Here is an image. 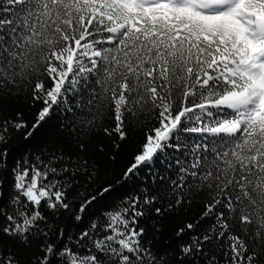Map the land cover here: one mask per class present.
<instances>
[{"label":"snow or ice","instance_id":"obj_1","mask_svg":"<svg viewBox=\"0 0 264 264\" xmlns=\"http://www.w3.org/2000/svg\"><path fill=\"white\" fill-rule=\"evenodd\" d=\"M0 264H264V0H0Z\"/></svg>","mask_w":264,"mask_h":264},{"label":"trees","instance_id":"obj_2","mask_svg":"<svg viewBox=\"0 0 264 264\" xmlns=\"http://www.w3.org/2000/svg\"><path fill=\"white\" fill-rule=\"evenodd\" d=\"M22 111L24 113L25 119L31 123L32 121V115L31 113L34 111V109H30L28 105L16 102L13 105H10L8 108L4 110V116H12L15 114L16 111ZM58 121L54 118L50 125L45 126L44 129L41 130L40 133L37 134V137L34 140L25 141L22 134L19 132H10V139L8 141L7 147L10 149L11 157H10V163L11 160L17 157H20L21 155L27 154V153H34L37 151V149L44 143L53 144L55 142V124ZM139 139V134H136L133 136V138L129 141L128 148L124 153H122L121 160L117 163L116 167L117 169L121 168L124 163L127 162V159L133 150L136 141ZM110 165L105 164L104 165V173L101 175V179H107L108 175L110 173ZM130 186H125V189H118L117 193L115 195L122 194L127 188ZM81 192H83V188L80 189ZM74 198V194L73 197ZM110 203V201H109ZM46 215H49L50 220H55V226L57 228H63L66 229L67 234L69 236H75L79 233L82 227H85L87 225V217L85 218V222L80 227H77V222L72 219L71 215L67 212H63L62 214H56L55 216L51 215L50 210L48 209H42ZM93 212L96 211V208L94 206ZM173 236V230H169L166 233V238L170 239ZM161 243H165V240H161Z\"/></svg>","mask_w":264,"mask_h":264}]
</instances>
